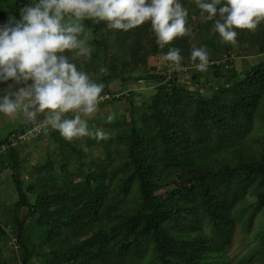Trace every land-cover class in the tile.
Here are the masks:
<instances>
[{"label":"trees","instance_id":"1","mask_svg":"<svg viewBox=\"0 0 264 264\" xmlns=\"http://www.w3.org/2000/svg\"><path fill=\"white\" fill-rule=\"evenodd\" d=\"M37 3L0 0V21ZM180 3L190 31L163 47L150 21L125 31L108 21L64 15L62 25L71 18L83 25L90 54L65 49L56 55L78 71L87 66L89 79L104 85L101 94L110 98L98 106L122 99L109 90L116 80L152 86L153 93L138 106L130 101L126 113L95 122L93 131L109 132L107 140L68 141L45 117L0 139V159L6 153L1 165L10 168L16 194L3 210L0 264H226L236 225L249 231L257 216L255 252L264 254V59L249 64L232 57L264 55V20L254 31L236 29L233 44L222 41L197 0ZM202 46L209 60L203 72L190 59L192 48ZM170 48L180 50L179 67L163 58ZM149 57H162L174 67L171 75L144 69ZM176 68L192 73L180 79ZM23 86L11 78L0 82V97ZM36 126V135L51 137L45 159L27 167L24 177L19 151L25 140L17 137ZM91 149L102 154L93 156ZM179 174L187 185L171 188ZM11 239L14 261L6 255L15 253L7 245Z\"/></svg>","mask_w":264,"mask_h":264},{"label":"clouds","instance_id":"2","mask_svg":"<svg viewBox=\"0 0 264 264\" xmlns=\"http://www.w3.org/2000/svg\"><path fill=\"white\" fill-rule=\"evenodd\" d=\"M197 6L202 14L206 13L205 20L213 21L222 41L233 44L236 29L254 31L264 20V0H197ZM65 14L77 20L108 21V27L125 31L150 21L157 43L163 47L174 37L190 31L185 27L188 12L180 0H39L35 5H24L18 17L8 15L0 21V82L9 78L25 82V86L12 93L14 100L7 94L0 97V114L13 117L22 109L29 119H34L37 112L48 110L44 123L66 140L80 137L107 140L109 132L100 128L92 131L80 115L96 112L104 85L90 80L64 56L56 55L65 49H79L78 56L90 54V48L77 39L83 25H62ZM163 58L177 67L183 59L178 48H170ZM190 59L198 71L207 70L208 53L203 46L192 48ZM28 80L32 83L27 84ZM30 105H36L35 111H28ZM69 111L76 114L61 119Z\"/></svg>","mask_w":264,"mask_h":264},{"label":"rangeland","instance_id":"3","mask_svg":"<svg viewBox=\"0 0 264 264\" xmlns=\"http://www.w3.org/2000/svg\"><path fill=\"white\" fill-rule=\"evenodd\" d=\"M68 24H78V22L74 19H68ZM77 39L82 40L84 43L82 46H85V40L83 38V34L80 32L77 34ZM191 44L195 45V40H191ZM233 59H244L249 64H253L260 59H264V55L258 56L256 54L249 55L247 57H242L241 55L233 54ZM144 69L148 70L151 74H160V75H171L174 67L166 66L162 57H149L146 59V64ZM177 69V68H176ZM89 77L91 76L87 66H84L82 69ZM178 77L180 79L187 80L191 75V71L189 68H178ZM138 76V75H136ZM30 82L29 84H31ZM109 90L111 94L114 95H122L121 100H112L105 103V106H97V110L95 113L84 116L81 113V118L86 119L88 122V127L93 131V126L95 122H104L109 115L112 116V119L119 114L126 113L129 106L130 101H134V105H140L144 101L149 98V95L153 93L152 86L144 85L140 82H127L123 84L122 82L116 80L112 82L109 86ZM16 90H12L9 93L10 99H15L12 95ZM131 92H135L137 95H133L131 97ZM23 103H28V100H24ZM36 105H30L28 111H35ZM48 110H45L47 112ZM45 112H37L34 119L45 117ZM114 113L116 115H114ZM29 119L22 109H18L17 113L13 117L6 116L4 114H0V139L5 138L10 132L18 130L25 123L30 122ZM111 119V120H112ZM41 128V126H39ZM46 131V126L43 128ZM41 137V138H40ZM51 137L49 132L44 135H30L25 141H22L20 145L19 151V160L21 162L20 172L23 173L24 177H27L30 165H33L38 162H42L46 157L45 151L46 148V140ZM39 138V139H38ZM52 139V138H51ZM19 148V147H18ZM93 156H97L102 154L100 149H91ZM6 153H3L2 157H5ZM3 158L0 159V228L4 227V218L2 217L3 210L7 209L16 201V194L13 187V182L11 179V170L9 167H4L1 165ZM87 163V160L84 161ZM3 165L5 166V163ZM173 187H184L187 185L186 177L183 174H179L173 177L172 181ZM163 193V191H161ZM260 218L257 216L249 231H246L240 224L236 225L234 236L232 239V244L227 250L226 255V264H264V254H258L255 252L257 248V244L259 242V232H260ZM35 244L41 246V238L37 237L34 240ZM8 247H13L15 253L7 252L9 260L14 261L16 259V248L14 247V239L8 240ZM41 248V247H40ZM33 264H36L35 262Z\"/></svg>","mask_w":264,"mask_h":264},{"label":"built area","instance_id":"4","mask_svg":"<svg viewBox=\"0 0 264 264\" xmlns=\"http://www.w3.org/2000/svg\"><path fill=\"white\" fill-rule=\"evenodd\" d=\"M110 98V96H109V94H107V93H103V94H101V100H100V102H102V101H104V100H108ZM99 102V103H100ZM98 103V104H99ZM72 112H74V111H69V112H67V113H72ZM67 113H63L62 115H61V119H62V117H63V115H65V114H67ZM41 131V128L39 127V126H36V127H34L33 129H31V130H29L28 132H26L25 134H22V135H19L18 137H17V139L18 140H26L30 135H32L33 133H39ZM3 149H5V147L4 146H2V148H1V150H3ZM0 150V151H1Z\"/></svg>","mask_w":264,"mask_h":264}]
</instances>
